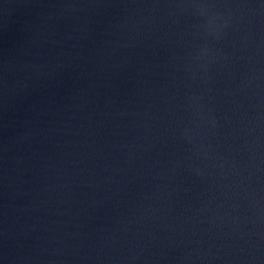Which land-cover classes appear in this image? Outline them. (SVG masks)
Segmentation results:
<instances>
[{"label": "water", "instance_id": "95a60500", "mask_svg": "<svg viewBox=\"0 0 264 264\" xmlns=\"http://www.w3.org/2000/svg\"><path fill=\"white\" fill-rule=\"evenodd\" d=\"M0 264H264V0H0Z\"/></svg>", "mask_w": 264, "mask_h": 264}]
</instances>
